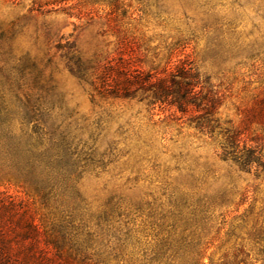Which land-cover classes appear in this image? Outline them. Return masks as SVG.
<instances>
[{
	"label": "rangeland",
	"instance_id": "374dc122",
	"mask_svg": "<svg viewBox=\"0 0 264 264\" xmlns=\"http://www.w3.org/2000/svg\"><path fill=\"white\" fill-rule=\"evenodd\" d=\"M182 63L264 156V0H0V93L49 99L87 160L72 215L94 238L87 264H264V168L224 160L193 112L104 97L111 67Z\"/></svg>",
	"mask_w": 264,
	"mask_h": 264
},
{
	"label": "trees",
	"instance_id": "16d2710c",
	"mask_svg": "<svg viewBox=\"0 0 264 264\" xmlns=\"http://www.w3.org/2000/svg\"><path fill=\"white\" fill-rule=\"evenodd\" d=\"M111 70L115 77L102 86L105 98L132 99L141 90L139 100L150 106L167 104L182 114L193 112L190 120L196 129L223 138L224 160L232 157L242 169L264 168L260 147L248 145L245 128L217 116L221 97L190 63L160 77L124 66ZM49 103L45 97L15 94L12 100L0 93V186L19 188L32 200L0 191V264H69L68 259L78 257L87 264L90 259L93 235L72 219L76 182L87 160L74 145L77 131L71 116L61 114L58 120ZM110 243L107 249L119 250Z\"/></svg>",
	"mask_w": 264,
	"mask_h": 264
}]
</instances>
